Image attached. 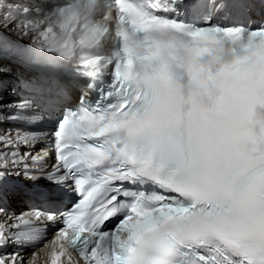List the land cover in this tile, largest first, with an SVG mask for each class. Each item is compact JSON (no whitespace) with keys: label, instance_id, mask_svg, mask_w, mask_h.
Segmentation results:
<instances>
[{"label":"snow or ice","instance_id":"6c2138e0","mask_svg":"<svg viewBox=\"0 0 264 264\" xmlns=\"http://www.w3.org/2000/svg\"><path fill=\"white\" fill-rule=\"evenodd\" d=\"M0 9V33L44 54L30 79L0 81V96L5 88L19 96L0 100V121L54 115L49 96L67 99L77 77L99 93L65 109L50 138L0 132V217L9 216L4 181L21 171L51 181L41 193L50 201L57 184L79 197L63 212L0 220V248L24 243L21 225L47 219L62 224L44 243L49 264H264V23L236 22L264 14V0H54L47 10L12 0ZM12 71L0 64V75ZM145 181L162 191L141 192L101 231L119 210L109 192ZM0 264L25 258L0 253ZM28 264H38L36 253Z\"/></svg>","mask_w":264,"mask_h":264},{"label":"bare ground","instance_id":"6f19581e","mask_svg":"<svg viewBox=\"0 0 264 264\" xmlns=\"http://www.w3.org/2000/svg\"><path fill=\"white\" fill-rule=\"evenodd\" d=\"M8 1V0H7ZM43 259H46V254H45V250L43 252H39V255H38V262L40 260H43Z\"/></svg>","mask_w":264,"mask_h":264},{"label":"rangeland","instance_id":"374dc122","mask_svg":"<svg viewBox=\"0 0 264 264\" xmlns=\"http://www.w3.org/2000/svg\"><path fill=\"white\" fill-rule=\"evenodd\" d=\"M9 2H10L9 0H8V1L6 0V1H5V4H7V3H9Z\"/></svg>","mask_w":264,"mask_h":264},{"label":"clouds","instance_id":"9594fccd","mask_svg":"<svg viewBox=\"0 0 264 264\" xmlns=\"http://www.w3.org/2000/svg\"><path fill=\"white\" fill-rule=\"evenodd\" d=\"M181 215H183V213H181Z\"/></svg>","mask_w":264,"mask_h":264}]
</instances>
